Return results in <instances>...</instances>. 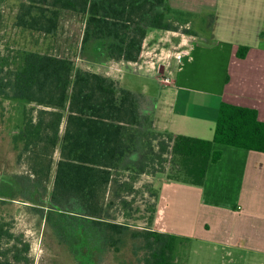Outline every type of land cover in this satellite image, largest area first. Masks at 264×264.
Returning <instances> with one entry per match:
<instances>
[{
	"label": "trees",
	"instance_id": "1",
	"mask_svg": "<svg viewBox=\"0 0 264 264\" xmlns=\"http://www.w3.org/2000/svg\"><path fill=\"white\" fill-rule=\"evenodd\" d=\"M170 10L168 0H18L14 26L54 36L62 14L71 12L84 22L83 59L100 65L134 62L149 29H179L168 17ZM248 50L241 45L235 55L244 58ZM20 61L0 76V97L41 107L34 118L24 109L12 138L30 170L0 174V198L19 199L40 210L81 264H90L106 246L117 249L125 233L142 239L144 264H173L178 235L150 227L132 230L111 219L106 209L113 203L106 201L109 189L124 207L130 203L127 195H133L138 175L153 161L168 164L166 173L164 167L160 170L167 180L201 186L209 164L221 158L215 144L264 152V121L253 107L222 101L211 139L156 131L151 103L118 80L75 66L68 55L28 50ZM55 149L59 158L49 187ZM120 171L131 174L121 180ZM151 192L158 199L159 191ZM151 211H156L154 205ZM152 221L151 214L148 223ZM28 252L23 235L0 220V264H32Z\"/></svg>",
	"mask_w": 264,
	"mask_h": 264
},
{
	"label": "crops",
	"instance_id": "2",
	"mask_svg": "<svg viewBox=\"0 0 264 264\" xmlns=\"http://www.w3.org/2000/svg\"><path fill=\"white\" fill-rule=\"evenodd\" d=\"M169 5L181 11L184 17L178 22L180 27L177 31L149 29L140 55L134 61L137 68L132 65L134 62L110 60L101 65L107 68L101 72L118 80L122 87L125 85L124 88L145 96L151 103L152 127L156 131L211 139L222 101L253 107L259 119L264 121L259 106L244 97L249 89L256 86L249 80V89L246 90L245 79L251 75L248 72L249 58L254 62L264 58V0H169ZM168 17L174 20L169 14ZM181 28L192 32L182 33L179 31ZM206 29L209 35H201L200 31ZM241 45L249 47L244 58L235 55ZM158 48L160 52H156ZM177 52L182 53L178 63L174 57ZM155 56L156 61L152 60ZM149 61L155 66H150ZM168 64L171 81L160 86L157 92L145 84L142 88H129L128 78L124 74H116L120 71L117 68L123 66L132 69L140 78L143 77L141 69H145V73L160 75L164 74ZM259 68L260 65L252 73H262L258 72ZM210 72L217 80L215 86L198 82L206 80ZM214 147L221 151V158L209 164L201 186L176 184L165 178L161 181L164 189L169 190L165 193L159 189L156 204V221L162 225L159 230L195 239L192 227L182 232L176 229V225L175 228L169 227L162 220L166 194L169 196L182 186L186 187L185 192L195 208L193 216L201 214L204 209L214 216L215 224H219L214 235L203 232L197 238L215 239L213 242L222 243L226 248L233 245V241H241L243 246H233L237 249L256 247L264 252V236L256 235L254 230L257 217L264 216V152L220 144ZM236 224L238 229L233 231ZM262 238L261 248L254 247L255 240Z\"/></svg>",
	"mask_w": 264,
	"mask_h": 264
},
{
	"label": "rangeland",
	"instance_id": "3",
	"mask_svg": "<svg viewBox=\"0 0 264 264\" xmlns=\"http://www.w3.org/2000/svg\"><path fill=\"white\" fill-rule=\"evenodd\" d=\"M17 3L18 0H4L0 3V76L14 69L21 62V56L28 50L47 51L58 56L68 55L74 61L75 66L86 70L101 72L107 69L104 66L101 67L99 63L88 62L82 58L83 56L80 54L79 48L84 22L79 16L71 12L63 13L58 33L54 36H45L39 32L23 31L14 26ZM180 12L171 8L169 15L172 19L180 22L184 18ZM183 30L185 31L186 29L181 28L179 31L187 34ZM200 34L207 36L209 35V30L200 31ZM156 52H160L159 48ZM156 58L155 56L152 60L156 61ZM147 59L149 60L148 57ZM249 60L250 66L248 72L251 75L245 79L246 90L249 89V80L255 83L256 86L251 90L249 89L250 91L248 90L247 95H244V97L248 101H254L259 106L261 116L264 117V58L255 60V62L253 58H249ZM258 65H260L258 72L262 73H252L256 71L255 68ZM134 66L138 67V65ZM144 71L145 69H141L143 77L140 78L129 67L125 68L122 66L121 70L116 72V74H124L126 79L128 78L130 82L129 88H142L145 87V84L153 90L156 89V92L160 89V86L167 85L162 79L160 80V77H171L167 69L164 71V74H160L161 76L145 73ZM157 78H159L158 80L161 84L157 81ZM198 82H206V85L215 86L217 80L213 73L210 72L206 80L201 79ZM40 107L34 103L24 104L21 100L0 97V174H21L30 170L29 160L26 159V155L18 157L19 149L15 148L12 138L22 125L24 109L29 116L34 118ZM63 127L64 124L61 125V131ZM153 144L156 147L157 140ZM214 148L217 149L216 147ZM58 158L59 150L55 149L51 153V171L47 180L49 187L51 186L55 163ZM160 162L158 159L153 161L149 166H145V172L138 175L134 184L135 192L132 196L127 195L128 197H126V200L130 202L127 206L124 207L121 204V198H113L110 189L107 191L106 201L112 200L113 202L106 208L111 219L128 224L132 230L150 227L160 231L159 228H162L161 222L156 221L157 198L153 197L151 192L153 189L158 191L161 189L164 192L169 190L164 189L161 182L166 179L165 173L168 164ZM162 167L165 168V173L160 172ZM130 174V171H120L119 177L121 180H126ZM171 182L176 183L175 181ZM185 184L189 185L188 183ZM185 191H187L186 187L183 188L181 186L179 191L171 195L168 193L169 196L166 194L167 197L163 200L164 214L162 220H164V223L174 228L176 225L178 227L176 229L182 232L183 229L186 230L188 227H192V233L195 236V239L191 237L185 239V236L178 235L180 238L176 243L173 264H264V252L255 247L261 248L259 243L263 238L258 241L255 240V248L248 249H237L234 247L238 245L243 246L241 241L237 243L233 241L234 246L231 245L226 248L222 243L213 242L215 239L213 240L206 236L204 239L197 238L203 232L214 235L219 229V224H215V220L212 219L214 216L205 212L204 209H202L201 214L194 217L195 208ZM153 205L156 210L154 213L151 211V206ZM31 206L30 203L19 199L0 198V220L9 222L11 230L15 234H22L24 240L29 242L28 256L32 264H81L73 257L68 246L60 242L58 237L54 235L43 213ZM151 214L153 215V221L149 224L148 217ZM191 222L192 226H190ZM204 223L207 224L206 227H204ZM254 225L256 228L254 229L255 234L264 236V216H258ZM235 229H238V224H236L233 231H236ZM248 233H250L249 230ZM142 243V239L133 238L128 233H125L117 249L106 246L101 252H95L94 256L91 257L93 261L90 260L88 263L144 264L142 258L145 251L142 248Z\"/></svg>",
	"mask_w": 264,
	"mask_h": 264
},
{
	"label": "built area",
	"instance_id": "4",
	"mask_svg": "<svg viewBox=\"0 0 264 264\" xmlns=\"http://www.w3.org/2000/svg\"><path fill=\"white\" fill-rule=\"evenodd\" d=\"M174 57H175V61H176V63H178V62L180 61L181 57H182V53H181V52H177V53L174 54ZM131 64H132V63H131ZM136 64H137V63L134 62L132 65L134 66V65H136ZM150 66L154 67V66H155L154 62H150ZM168 67H169V64H168V66L166 67V69L169 70L168 73L170 74V69H169ZM117 70H121V68H117ZM162 80H163V82H164L165 84H169L170 81H171V77L169 78L168 76H162Z\"/></svg>",
	"mask_w": 264,
	"mask_h": 264
}]
</instances>
